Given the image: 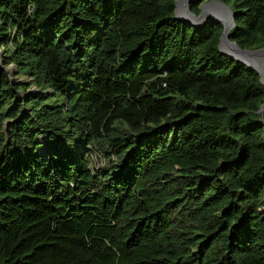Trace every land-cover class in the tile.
Listing matches in <instances>:
<instances>
[{"label": "trees", "instance_id": "trees-1", "mask_svg": "<svg viewBox=\"0 0 264 264\" xmlns=\"http://www.w3.org/2000/svg\"><path fill=\"white\" fill-rule=\"evenodd\" d=\"M176 1L0 0V264H264V84Z\"/></svg>", "mask_w": 264, "mask_h": 264}, {"label": "water", "instance_id": "water-1", "mask_svg": "<svg viewBox=\"0 0 264 264\" xmlns=\"http://www.w3.org/2000/svg\"><path fill=\"white\" fill-rule=\"evenodd\" d=\"M192 1L193 0L176 1V18L194 27H198L209 20L220 23L223 26V32L219 42L220 51L240 61L248 68L254 69L258 73L261 83L264 84V46L257 49L242 48L236 41L231 39V30L236 25L235 13L232 7L223 0H206L200 6V13L197 14L191 8ZM180 9L183 12V16H180L178 13ZM256 113L263 116L264 102ZM6 129H8V124L6 125Z\"/></svg>", "mask_w": 264, "mask_h": 264}, {"label": "rangeland", "instance_id": "rangeland-1", "mask_svg": "<svg viewBox=\"0 0 264 264\" xmlns=\"http://www.w3.org/2000/svg\"><path fill=\"white\" fill-rule=\"evenodd\" d=\"M236 0H226V3L233 7L234 4H235ZM179 15L180 16H183V12L182 10L180 9L179 10ZM6 69H8L10 71V73L12 74L13 78H15V80H17V82H22V83H25V84H29L30 83V78L27 77V76H23V77H20V76H17V72H16V68L12 65H9L8 67H6ZM33 91H37L36 87L35 86H29V89H28V92H33ZM263 118H264V114H263Z\"/></svg>", "mask_w": 264, "mask_h": 264}]
</instances>
